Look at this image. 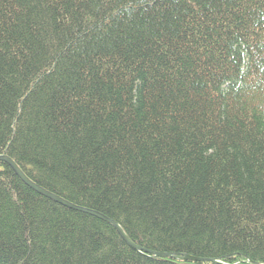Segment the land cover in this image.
Segmentation results:
<instances>
[{"label":"trees","instance_id":"16d2710c","mask_svg":"<svg viewBox=\"0 0 264 264\" xmlns=\"http://www.w3.org/2000/svg\"><path fill=\"white\" fill-rule=\"evenodd\" d=\"M0 264H264V0H0Z\"/></svg>","mask_w":264,"mask_h":264},{"label":"water","instance_id":"95a60500","mask_svg":"<svg viewBox=\"0 0 264 264\" xmlns=\"http://www.w3.org/2000/svg\"><path fill=\"white\" fill-rule=\"evenodd\" d=\"M0 162H4L5 164H7L11 168V170L14 172V174L18 177V179L24 185H26L27 187H29L30 189H32L36 193H38V194H40V195H42V196H44V197L56 202V203H58V204L66 207V208L72 209L74 211L86 213L88 215L94 216V217H96V218H98V219H100V220H102L104 222H107V223L111 224L116 229V231L121 236V238L126 242V244L130 248H132L133 250L140 251V252H143V253H146V254H149V255H153V256H156V257H161V258L173 257V256H171L169 254H157V253L149 252L147 250L140 249L139 247L135 246L134 244H132L129 241V239L123 233L121 228L114 221L106 218L105 216H103V215H101V214H99V213H97L95 211L84 209V208L72 205V204L66 202L65 200H62L61 198H59V197H57V196L45 191L44 189L40 188L36 184L32 183L28 178H26V176L20 171V169L16 166V164L12 160H10L9 158L1 156L0 157ZM180 260L192 261V262H211V263H214V264H222L220 262H215L213 260H204V259H199V258H194V257H191V256H187V255H184V256L180 257Z\"/></svg>","mask_w":264,"mask_h":264},{"label":"bare ground","instance_id":"6f19581e","mask_svg":"<svg viewBox=\"0 0 264 264\" xmlns=\"http://www.w3.org/2000/svg\"><path fill=\"white\" fill-rule=\"evenodd\" d=\"M11 160V159H10ZM63 200V199H62ZM67 202V201H66ZM214 261V260H213ZM215 262H217V261H215Z\"/></svg>","mask_w":264,"mask_h":264}]
</instances>
